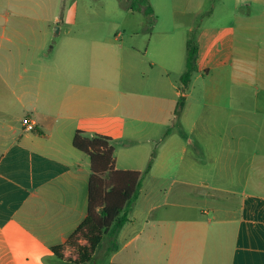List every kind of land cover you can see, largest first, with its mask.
<instances>
[{
  "label": "crops",
  "instance_id": "obj_1",
  "mask_svg": "<svg viewBox=\"0 0 264 264\" xmlns=\"http://www.w3.org/2000/svg\"><path fill=\"white\" fill-rule=\"evenodd\" d=\"M194 7L197 19L203 6ZM231 13L196 29L197 71L184 86L187 33H164L158 60L146 59L152 25L126 30V46L123 34L78 15L76 2L0 0V264H72L53 248L87 216L90 160L73 146L79 131L111 138L116 169L151 164L149 176L170 184L159 190L163 204L142 213L133 205L87 264H264V0H237ZM248 132L257 136L250 149ZM220 194L240 206L200 204Z\"/></svg>",
  "mask_w": 264,
  "mask_h": 264
},
{
  "label": "rangeland",
  "instance_id": "obj_2",
  "mask_svg": "<svg viewBox=\"0 0 264 264\" xmlns=\"http://www.w3.org/2000/svg\"><path fill=\"white\" fill-rule=\"evenodd\" d=\"M64 2L67 4L76 2L78 15H90L92 18H95L93 19V21L97 22V24L94 25L98 28L97 31H100L101 33H106L111 37H114L116 34L119 33L123 34L124 37L122 40L126 44V46H131L132 42H134V40H131L129 38L130 33H127L126 30L129 29V32H134L135 29L139 30L142 26L141 24L143 23H145V25H152L151 30L152 32H154L155 37L152 40L148 56H146L145 58L158 60V56H157L158 51L155 49V46L157 44L158 39L161 38V35H164V33H173L172 39H176V38L183 39L187 33V35L190 37L191 40L190 42L196 45L195 44L196 29L200 24H202V21L210 25V23L212 22L211 20L214 18V19H219L218 21L221 23H227L228 20L230 19V15L232 14L231 11L233 10L234 3L237 2V0H149L154 10L155 20L153 23L148 22V18L141 12L135 11V13H129L124 11L121 8V6H125L127 0H64ZM197 2L202 3L203 13H201V15L198 16L196 19L194 18L193 13L195 12V10H197L196 7H194V5ZM239 2L242 3L243 0H239ZM241 9L246 10L247 5L241 6ZM211 17L212 19H209ZM174 18H177L176 24L174 23ZM180 18L182 20L181 23H179L180 20H178ZM182 22L185 25L182 24ZM178 23L181 26L187 28V32H185L183 28L180 29L181 26L179 27ZM189 27L194 29L193 32L188 31ZM221 42L222 44L218 46L219 48H221V46H223V43H225L226 41L222 40ZM210 44L211 41H209L208 43L209 46L207 47L204 46L205 50H207L208 48L212 49ZM204 53L205 52L202 53L200 58V62L202 61V64H204L205 60L207 59V56ZM142 54H145L144 51L142 52ZM165 61L168 66L174 64V60L169 52H167V54L165 55ZM154 70L156 74L160 73L161 71L159 66H156ZM171 77L173 80L178 79L175 73H172ZM177 83L180 84V80ZM192 87L194 86L190 85V87L187 90H185V93H191ZM254 94H255L254 90L249 91L247 89L248 108H251L253 106ZM192 95L195 96V93L192 92ZM177 101L179 102L180 99H178ZM183 104L184 101L183 102L181 101L180 107H182ZM247 123L251 125L250 127H255L254 124L259 122L258 120H256ZM256 143H257L256 133L248 132L247 148L249 149L252 148V146H255ZM150 177L151 176H149V173L146 172L140 190V196L138 200L134 203V209L136 213H142L144 210L149 208L153 203L163 204L164 202L163 194L160 193L159 190L162 191L164 188L167 189L170 186V184L160 183L157 179ZM177 187L178 186H175V191ZM175 196L176 194L173 192L169 201L175 200L172 199ZM182 202H184L185 204H192L193 202L196 201L187 199ZM198 203H200V201ZM239 203L240 201L238 200L229 199L225 194H220L218 197L209 199L206 202L200 204L206 207L229 206V207L238 208V206H240ZM247 217L253 218L251 210L247 211ZM129 218H130V214H129ZM65 251H67L68 258L71 259L76 258L77 256L76 250L72 248H66Z\"/></svg>",
  "mask_w": 264,
  "mask_h": 264
},
{
  "label": "trees",
  "instance_id": "obj_3",
  "mask_svg": "<svg viewBox=\"0 0 264 264\" xmlns=\"http://www.w3.org/2000/svg\"><path fill=\"white\" fill-rule=\"evenodd\" d=\"M122 7L143 13L149 17L151 23L155 20L149 0H127ZM197 55L198 47L189 41L186 70L181 76L184 86L190 84L197 71ZM73 146L90 160L88 211L83 223L66 243L53 248V252L59 259H63L62 252L66 248H72L77 251V256L70 259V262L87 264L104 235L111 229L115 233L118 232L128 222L129 214L140 196L143 180L151 164L145 172L116 169L112 140L102 135L87 136L79 131L74 136Z\"/></svg>",
  "mask_w": 264,
  "mask_h": 264
},
{
  "label": "built area",
  "instance_id": "obj_4",
  "mask_svg": "<svg viewBox=\"0 0 264 264\" xmlns=\"http://www.w3.org/2000/svg\"><path fill=\"white\" fill-rule=\"evenodd\" d=\"M23 125L26 131L32 132L36 130V123L30 119H26Z\"/></svg>",
  "mask_w": 264,
  "mask_h": 264
}]
</instances>
